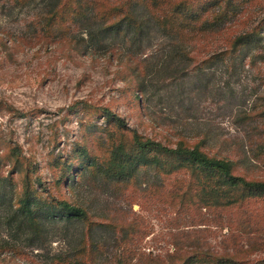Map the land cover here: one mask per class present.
I'll use <instances>...</instances> for the list:
<instances>
[{
	"label": "rangeland",
	"instance_id": "rangeland-1",
	"mask_svg": "<svg viewBox=\"0 0 264 264\" xmlns=\"http://www.w3.org/2000/svg\"><path fill=\"white\" fill-rule=\"evenodd\" d=\"M64 1L46 32L40 0H0V174L13 171L17 191L29 182L40 200L64 199L88 216L66 225L40 215L28 233L13 231L0 209V264H264V196L207 208L175 192L186 172L140 165L117 181L101 169L125 138L103 115L107 106L169 145L204 138V151L239 158L235 172L264 179V59L235 71L204 61L243 22L186 39L184 49L152 21L142 38L128 27L96 41L85 30L117 21L131 0ZM6 142L17 143L18 158Z\"/></svg>",
	"mask_w": 264,
	"mask_h": 264
},
{
	"label": "trees",
	"instance_id": "trees-1",
	"mask_svg": "<svg viewBox=\"0 0 264 264\" xmlns=\"http://www.w3.org/2000/svg\"><path fill=\"white\" fill-rule=\"evenodd\" d=\"M40 1L45 7L41 26L44 31L50 32L55 29L53 24L58 23V10L65 1ZM91 1L96 3L98 0ZM129 6V10L120 7L119 12L115 13L120 15L117 21L104 22L100 19V23L86 29V37L97 41L132 27L136 34L135 39L142 38L148 31L145 28L146 21H152L158 27L174 34L181 42L179 47L184 49L186 39H204L208 34L222 35V29L227 22L237 19L243 22L242 27L229 35H223L224 45L204 59L207 66L226 60L230 70L235 71L244 66L247 58L249 61L252 57L254 60L264 59V0H131ZM135 6L144 7L148 13L147 17L140 16ZM102 110L115 131L125 137L112 144L107 160L101 165L106 176L124 181L133 176L140 165H152L166 175L186 172L189 177L188 184L186 182L183 189L180 184L175 192H179L185 200L187 196H194V203L207 208L224 207L248 197L264 196V179H250L235 172L236 167L242 166L239 158L213 155L204 151L200 147L204 138L201 140L195 137L190 141L180 137L174 145H169L131 128L122 116L107 106ZM259 113L264 114V106ZM5 147L8 155L15 158L21 155L17 143L11 145L6 142ZM3 164L0 159V165ZM21 170L22 168H19L15 172L19 173ZM12 172L2 171L0 174V209L13 231L32 233L40 215L44 217L45 223L62 222L66 225L87 218L86 210L78 204L64 199H57L55 204L40 200L29 182H24L22 189L17 191ZM188 263L187 261L184 264ZM190 263L234 262L222 257H217L215 262L208 258L193 257Z\"/></svg>",
	"mask_w": 264,
	"mask_h": 264
}]
</instances>
